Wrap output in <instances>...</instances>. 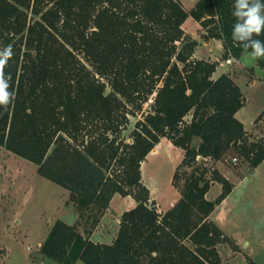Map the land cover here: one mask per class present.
<instances>
[{"label":"trees","instance_id":"1","mask_svg":"<svg viewBox=\"0 0 264 264\" xmlns=\"http://www.w3.org/2000/svg\"><path fill=\"white\" fill-rule=\"evenodd\" d=\"M233 2L196 0L186 10L180 0H0V46L14 50L5 71L15 92L0 109V146L65 188L78 212L74 223L53 222L44 256L61 264H220L218 243L237 250L211 216L233 186L214 162L235 149L252 169L264 160V138L250 139L235 116L240 86L228 72L212 77L217 61L195 57L198 41L182 27L191 16L203 39L221 40L223 58H237L244 50L232 39ZM149 98L126 141L129 116ZM161 137L183 151L171 179L179 196L164 211L148 203L140 170ZM213 182L220 192L209 199ZM115 193L135 205L121 213L111 242L93 241L78 226L95 227Z\"/></svg>","mask_w":264,"mask_h":264},{"label":"rangeland","instance_id":"2","mask_svg":"<svg viewBox=\"0 0 264 264\" xmlns=\"http://www.w3.org/2000/svg\"><path fill=\"white\" fill-rule=\"evenodd\" d=\"M180 1L189 10L196 0ZM184 27L194 32L198 41H204L201 37L203 29L199 26L194 28L191 16L185 19ZM219 49V45L213 43L210 50L213 55L198 56H209L218 65L222 63L221 66L243 91L244 105L238 117L249 131L264 134V66L245 52L241 54V60L228 56L230 60L227 61L228 57L223 58L218 53ZM150 101L151 98L140 112L129 116V122L121 132L126 141L131 140L130 133L135 122L148 111ZM257 138L264 137L250 139ZM182 153L181 148L162 137L156 151L149 152L141 162L142 181L150 191L148 203L154 204L160 211L168 209L179 196L171 179ZM233 156H237L235 162L231 160ZM214 165L228 173L231 182L245 174L238 188L213 211L212 218L224 234L237 243L239 251L232 249L228 242L218 243L222 258L220 264H246L247 257L264 264V163L252 173L248 163L232 149ZM36 168L35 163L0 146V264H61L44 256L40 252V245L55 220L61 219L71 224L78 219L73 204L66 202L68 191L38 174ZM219 192L220 185L215 182L208 189L206 197L213 199ZM134 205L135 200L131 196L116 193L109 202L107 212L104 210L106 215L97 228L96 225L87 233L85 227L89 226L82 220L78 230L96 241L109 243L115 237L119 213ZM74 264L84 263L78 260Z\"/></svg>","mask_w":264,"mask_h":264},{"label":"clouds","instance_id":"3","mask_svg":"<svg viewBox=\"0 0 264 264\" xmlns=\"http://www.w3.org/2000/svg\"><path fill=\"white\" fill-rule=\"evenodd\" d=\"M232 7V16L235 19L232 39L240 43L244 52L251 57L264 58V40L255 38L264 34V0H234ZM13 56L11 44L0 46V109L4 111L15 100V92L10 91L11 74L5 71Z\"/></svg>","mask_w":264,"mask_h":264},{"label":"crops","instance_id":"4","mask_svg":"<svg viewBox=\"0 0 264 264\" xmlns=\"http://www.w3.org/2000/svg\"><path fill=\"white\" fill-rule=\"evenodd\" d=\"M196 2V1H195ZM184 24H185V20H184V22H183V24H182V27L184 28V30H185V32L186 33H188V34H190L193 38H195L197 41H198V39L194 36V32H191V31H188L187 29H185V27H184ZM193 24H194V28H196V27H198V28H200V25H199V23L197 22V21H195L194 19H193ZM196 26V27H195ZM204 31V30H203ZM202 31V32H203ZM204 41H198V44L196 45V47H195V49H194V52H193V55L195 56V57H198V58H205V59H209V60H214V59H212L211 57H209V56H205V57H203V56H198V55H213L211 52H210V50H211V46H212V44L214 43V44H218L219 45V47H220V49L218 50V53L221 55L222 53H223V47H222V43H221V40L220 39H217V38H209V39H203ZM239 60H241V55L239 56ZM222 63L221 64H219L218 65V63H217V65H216V68H215V70H214V72H213V74H212V77H217L219 74H221L222 72H227V70L225 69V68H223L222 66ZM243 92V91H242ZM244 105V104H243ZM241 108V107H240ZM240 108L235 112V116L239 119V120H241L239 117H238V112H239V110H240ZM264 108V107H263ZM242 121V120H241ZM255 121V120H254ZM256 122V121H255ZM242 123L244 124V122L242 121ZM244 128H245V130H246V132H247V134L249 135V137L251 138V137H259V136H262V137H264V134H259V132H257V131H255V132H251V131H249L246 127H245V124H244ZM161 140H162V137L159 139V141H158V143L153 147V149L151 150L152 152H155L156 151V149H157V145H159L160 143H161ZM170 142V141H169ZM150 151V152H151ZM217 161H219V160H217ZM262 163H264V160H262L259 164H257L254 168H252L250 171L252 172V173H254V172H256L258 169H259V167H260V165L262 164ZM216 167L219 169V167H218V165H216ZM220 170V169H219ZM221 171V170H220ZM222 173H223V175H225L228 179H229V176H228V173H226V172H224V171H221ZM244 177H245V174H243V176L242 177H240V178H238L237 180H234V181H232V184H233V186H232V189H231V191L227 194V196L220 202V203H223L225 200H227V198L238 188V186H239V183H240V181L242 180V179H244ZM213 183H215V182H213ZM212 183V184H213ZM211 184V185H212ZM219 184V183H218ZM220 185V184H219ZM116 194V193H115ZM127 196V195H126ZM112 199V198H111ZM219 203V204H220ZM217 206V205H216ZM109 209V207H107L105 210H106V212H107V210ZM158 210H160V208H158ZM106 212H104V215H102L101 216V218H100V220H99V223L97 224V226L95 227V228H97L99 225H100V223H101V221L103 220V218L105 217V215H106ZM121 215V213H119V216ZM211 216H213V212H212V215ZM214 218V217H213ZM118 222H119V220H117ZM90 239L91 240H93V241H96V240H94L92 237H90ZM245 242H249V241H246L245 240ZM235 243V242H234ZM235 244H237V243H235ZM237 251V250H236ZM237 252H239V251H237ZM247 255V254H246ZM222 259V258H221ZM221 263V262H220Z\"/></svg>","mask_w":264,"mask_h":264},{"label":"built area","instance_id":"5","mask_svg":"<svg viewBox=\"0 0 264 264\" xmlns=\"http://www.w3.org/2000/svg\"><path fill=\"white\" fill-rule=\"evenodd\" d=\"M229 60H230V58L228 57V58H227V61H229ZM231 160L235 162V161L237 160V156H233V157H231Z\"/></svg>","mask_w":264,"mask_h":264},{"label":"water","instance_id":"6","mask_svg":"<svg viewBox=\"0 0 264 264\" xmlns=\"http://www.w3.org/2000/svg\"><path fill=\"white\" fill-rule=\"evenodd\" d=\"M198 158H200V156Z\"/></svg>","mask_w":264,"mask_h":264}]
</instances>
